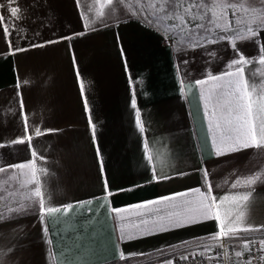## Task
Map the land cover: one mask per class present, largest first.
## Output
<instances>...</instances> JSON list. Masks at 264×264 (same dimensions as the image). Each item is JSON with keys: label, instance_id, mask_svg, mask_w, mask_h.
I'll return each instance as SVG.
<instances>
[{"label": "crops", "instance_id": "obj_1", "mask_svg": "<svg viewBox=\"0 0 264 264\" xmlns=\"http://www.w3.org/2000/svg\"><path fill=\"white\" fill-rule=\"evenodd\" d=\"M12 7L20 9L17 18L10 16ZM113 7L114 14L107 15ZM101 8L106 15L95 19ZM0 14L12 33L7 40L24 49L8 54L0 28V167L6 170L0 173V212L5 213L0 264H165L184 260L181 256L212 257L216 245H202L215 241L220 223L229 219L237 228L257 229L244 236L264 230V181L253 189L231 187L237 178L264 174V151L248 148L218 157L211 105L206 107L207 91L215 83L209 74L231 70L233 43L246 57H257L264 31L255 42L209 43L215 37L206 35L179 46L164 25L155 19L149 23L131 0L113 6L105 0H0ZM245 67L246 73L249 67L264 73L258 63ZM196 80L208 82L197 85ZM133 93L143 132L131 107ZM25 114L30 126L58 130L31 142L46 207L73 205L67 212H44L43 221L35 203L19 213L7 212L8 206L27 205L35 187L26 182L30 176L10 167L33 159L28 144L13 143L24 133ZM195 189L217 198L212 216L191 212L194 222L183 226L159 219L177 210L173 204L189 201L188 207L195 208L200 200ZM249 191L247 202L231 199ZM177 193L186 195L148 209L132 207ZM226 195L230 198L221 201ZM122 225L135 238L121 240ZM235 250L243 253L240 261L243 246Z\"/></svg>", "mask_w": 264, "mask_h": 264}, {"label": "snow or ice", "instance_id": "obj_2", "mask_svg": "<svg viewBox=\"0 0 264 264\" xmlns=\"http://www.w3.org/2000/svg\"><path fill=\"white\" fill-rule=\"evenodd\" d=\"M121 0H105V3L109 6H113L117 3H120ZM151 11V16L156 18L157 23L160 20H174L177 23L173 25H164L166 32L176 33L177 31H191L187 28L186 17H190L191 20H204L207 16V25L204 23L196 24V28L202 29L206 32L212 31L214 28H222L223 31L236 32L235 36H218L214 39L209 40V43H215L216 40L223 41L225 39L241 40V41H252L255 42L259 33L264 31V0H243V2H237V0H146ZM12 3H15V0H12ZM259 4V7L255 6ZM211 5V14L207 15L206 6ZM20 9L18 7H12L10 10V16L12 18H17ZM229 11L231 15L236 17L235 25L236 28L232 27V22L229 20ZM115 8H110L107 15H113ZM240 12H243L245 15H239ZM248 13H251V16H248ZM133 14H136L133 12ZM106 13L101 10L96 12L95 19L104 17ZM145 19H148V16H145ZM148 22L151 23L152 20L148 19ZM7 23L6 17L3 14H0V28L3 30V34L7 38L12 34L9 27L5 26ZM92 21H89L85 26L89 27ZM255 23L256 28H253L251 25ZM246 24V30L240 28L239 26ZM63 39H72V37H64ZM119 39V38H118ZM49 41L48 43H52ZM9 45L10 55H14L18 51H23L24 49L13 48L10 40H7ZM42 46V45H41ZM232 52L235 58H233L227 65L230 71H226L223 75H211L209 74L208 80L214 81L212 88L208 89L206 96V107L211 105L210 110V123L211 126H214L217 130V135L213 137V146L216 151V155L224 156L230 155L236 151L243 149L253 148L256 150L264 151V73L261 72L259 68H256L254 71L249 67V70L246 73L245 66H252L254 64H259L264 66V46H260L257 57H246L243 53L239 51L235 43L232 44ZM121 54L123 55V49L121 48ZM225 77L228 79L225 80ZM223 81V82H222ZM207 80H196L197 85L206 84ZM82 91H83V86ZM260 89L258 92L257 89ZM255 94V95H254ZM20 107L23 109V100L20 101ZM131 107L135 110L136 116V126L141 132L144 131L143 124L140 119V112L137 108L135 93L131 97ZM85 109L88 111L87 100L85 99ZM89 124L93 128V141L95 143V128L92 125L91 115H89ZM23 126L24 133L13 143L16 144H28L31 150L32 160L28 163H20L16 165H10L12 168H18L21 170V175L30 176V180H26L27 183L34 184L35 187L30 190L29 195L26 199L29 201L27 205L19 203L16 207H7V212L9 213H19L26 208H31L32 205L38 204L39 211L41 213L40 219L43 221L44 212L54 213L63 208L65 212L73 207L72 204L60 205V206H47L45 204V197L42 193L40 187V182L37 179V170L35 168L34 160L38 156L37 151L32 145V140L34 137H40L45 135L48 132L58 131V130H44L42 131L40 127L36 125H29L27 114L23 116ZM31 127L32 132H29ZM2 146V145H0ZM148 145L145 142V149L147 150ZM97 157H100L99 146L96 148ZM147 159L151 162L152 157L147 155ZM43 159V157H40ZM101 173L103 174V161L100 160ZM27 169V172L24 170ZM6 170L3 167H0V173L5 172ZM153 179H158L155 175V169L153 168ZM204 176H208V172L204 170ZM167 178V177H165ZM15 179V177H13ZM258 181H264V174L260 172H254L245 177L237 178L232 184L233 189L241 187L247 189H253V186L257 184ZM105 187L107 188V180L105 179ZM197 193H200V189H195ZM209 191H211V185H209ZM186 193H177L174 196L170 197H161L158 200L147 201L142 204H137L132 207L137 209H148V205H157L162 201H172L175 199V196H184ZM252 196V192H245L237 195H233L231 199L247 202ZM230 197L228 195L220 198L222 200H228ZM217 202L216 197H210L204 193H200V200L196 203L195 208L188 207L191 202L185 201L183 205H171L175 211L167 213V216H160V220H167L169 225H187L194 222V217L190 215L191 212H197L199 215L208 218L213 214L214 204ZM77 204H83L84 201H77ZM87 203H91L88 201ZM117 214L125 211V209H113ZM151 211V210H149ZM156 212H159V209H155ZM141 213H137L140 215ZM5 216V213L0 212V220ZM215 219L220 221V215L217 213ZM237 220H240V217H237ZM144 224H147V221H143ZM161 230H165L163 224L159 225ZM257 229L249 227L237 228L234 225L232 220H228L227 223L221 222L219 225V231L213 235L212 239L219 241L223 238L229 240H242L243 242V251L249 253V256L252 257L247 261H237V264H252L254 259L257 257L253 256L254 251L253 246L257 243L254 238H249L247 236H241L240 233H248L256 231ZM47 231V229H45ZM149 231V229H145ZM135 238L131 232L125 230V227L122 225L120 228V239L121 240H130ZM259 256L260 261H264V237H261L258 241ZM205 249H209L211 245L204 244L202 245ZM222 247V245H218ZM229 247L235 251L234 245H229ZM241 251H235L236 257L242 256ZM124 253H120V258H124ZM181 259H188L187 256H181ZM165 264H173L172 260L165 261Z\"/></svg>", "mask_w": 264, "mask_h": 264}, {"label": "rangeland", "instance_id": "obj_3", "mask_svg": "<svg viewBox=\"0 0 264 264\" xmlns=\"http://www.w3.org/2000/svg\"><path fill=\"white\" fill-rule=\"evenodd\" d=\"M237 2H243V0H237ZM131 4L133 5V7L135 9H138L144 17L147 15L148 18H150L152 20L155 19V21H156V18L151 16L152 10L149 8L146 0H131ZM255 6L259 7V4L257 3ZM206 11H207V15L210 16V14H211V5L210 4L206 6ZM239 15L243 16L245 14L243 12H240ZM248 16H251V13H248ZM228 18L232 22V27L236 28L237 27L235 25L236 17L232 16L230 11H229ZM186 20H187V28L191 31H184V32L177 31L176 33L169 32V35L171 36V38H173L174 42L179 46L184 45L193 39H197V38H200V37H203L206 35H211L212 37H218L221 35H229V36H235L236 35V32H234V31L225 32V31H223L222 28H214L210 32H206L202 29L196 28V24H198V23H204L207 25V16L204 20L193 21V20H191L190 17H186ZM159 22L162 25H173V24L177 23V21H174V20H160ZM251 26L253 28H256L255 23H253ZM239 27L246 30L247 25L242 24ZM254 235H261V234H254Z\"/></svg>", "mask_w": 264, "mask_h": 264}, {"label": "built area", "instance_id": "obj_4", "mask_svg": "<svg viewBox=\"0 0 264 264\" xmlns=\"http://www.w3.org/2000/svg\"><path fill=\"white\" fill-rule=\"evenodd\" d=\"M249 238H254L257 243L253 246L254 251L252 253L253 256L257 257L254 259L252 264H264V261H260L258 258L261 255L259 252V244L258 241L261 237H264V234L261 235H253L247 236ZM205 244L208 245H216V248L212 254V257L197 255L190 256L188 259L173 261V264H237V257L235 255V251H233L229 245L243 246L242 240H229L227 238H223L219 241H209ZM218 245H222V247H218ZM252 257L249 256V253L245 251L243 258L240 261H247Z\"/></svg>", "mask_w": 264, "mask_h": 264}, {"label": "trees", "instance_id": "obj_5", "mask_svg": "<svg viewBox=\"0 0 264 264\" xmlns=\"http://www.w3.org/2000/svg\"><path fill=\"white\" fill-rule=\"evenodd\" d=\"M256 233H260V234H264V230H261L259 232H256ZM247 234H251V233H240V235H247Z\"/></svg>", "mask_w": 264, "mask_h": 264}]
</instances>
